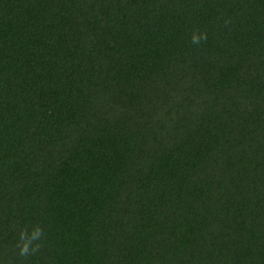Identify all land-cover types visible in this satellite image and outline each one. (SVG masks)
<instances>
[{
  "label": "trees",
  "instance_id": "obj_1",
  "mask_svg": "<svg viewBox=\"0 0 264 264\" xmlns=\"http://www.w3.org/2000/svg\"><path fill=\"white\" fill-rule=\"evenodd\" d=\"M0 264H264V0H0Z\"/></svg>",
  "mask_w": 264,
  "mask_h": 264
}]
</instances>
